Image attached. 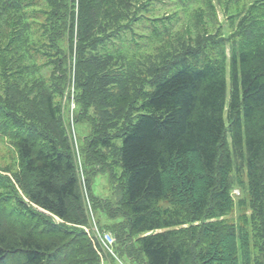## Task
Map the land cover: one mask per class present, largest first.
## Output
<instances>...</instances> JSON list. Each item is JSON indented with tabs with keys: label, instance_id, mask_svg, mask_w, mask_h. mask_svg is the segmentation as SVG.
I'll return each instance as SVG.
<instances>
[{
	"label": "trees",
	"instance_id": "16d2710c",
	"mask_svg": "<svg viewBox=\"0 0 264 264\" xmlns=\"http://www.w3.org/2000/svg\"><path fill=\"white\" fill-rule=\"evenodd\" d=\"M73 62L116 250L264 264V0H0V264H102L61 103Z\"/></svg>",
	"mask_w": 264,
	"mask_h": 264
},
{
	"label": "rangeland",
	"instance_id": "374dc122",
	"mask_svg": "<svg viewBox=\"0 0 264 264\" xmlns=\"http://www.w3.org/2000/svg\"><path fill=\"white\" fill-rule=\"evenodd\" d=\"M219 13V20H223L224 15L221 12V10L218 9ZM128 45L131 44L129 41L127 43ZM61 103L62 106L65 103V91L63 93V96L61 97ZM89 129V125L87 124H77V132L79 135V138L82 140V137L85 132H87ZM14 148L11 147L9 142L6 140V138H3L0 136V167H7V166H13L15 163V153ZM18 170V169H17ZM92 189L96 195L105 196L108 194L110 190V184H109V178L108 176L99 175L95 178L94 182L92 183ZM239 211L235 208L234 212L228 216V219L230 222L238 223L239 219ZM97 218L101 221V226L105 227L104 223H112V219H109L108 216L102 212L97 211ZM116 252L118 253L120 260L114 259L111 255L107 256L106 264H137L134 260H132L124 251V249H117Z\"/></svg>",
	"mask_w": 264,
	"mask_h": 264
},
{
	"label": "built area",
	"instance_id": "2783aa9c",
	"mask_svg": "<svg viewBox=\"0 0 264 264\" xmlns=\"http://www.w3.org/2000/svg\"><path fill=\"white\" fill-rule=\"evenodd\" d=\"M103 239H104L103 241H104L106 246H108L107 243H111L113 241V238H112V236L110 234H106Z\"/></svg>",
	"mask_w": 264,
	"mask_h": 264
}]
</instances>
